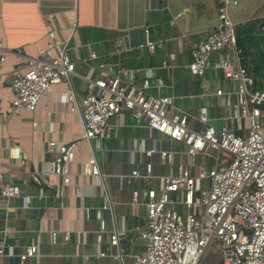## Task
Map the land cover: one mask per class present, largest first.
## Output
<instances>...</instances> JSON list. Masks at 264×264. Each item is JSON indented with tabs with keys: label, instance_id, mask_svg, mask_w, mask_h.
<instances>
[{
	"label": "crops",
	"instance_id": "crops-1",
	"mask_svg": "<svg viewBox=\"0 0 264 264\" xmlns=\"http://www.w3.org/2000/svg\"><path fill=\"white\" fill-rule=\"evenodd\" d=\"M234 1L227 14L233 25H239L246 71L260 73L264 43L255 37V28L264 15V1ZM215 13V0H0V43L7 49L0 61V169L3 179L18 186V194L0 198L4 243L0 264H131L132 254L143 245L136 225L145 213L146 189L155 188L158 175L168 172L170 165L172 169L177 163L187 165L194 172L198 164L207 167L213 161L198 153V161L189 165L180 140L134 122L128 112L120 111L107 120L106 134L76 143L68 182L58 191L60 176L40 170L53 156L46 140L67 141L80 135L76 101L87 90L86 77L117 76L121 84L133 85L146 95H166V112L185 114L190 129L200 128L197 116L203 106L207 123L245 133V119L240 117L241 127L236 128L231 117L235 83L214 66L220 55L231 58L232 49L211 52L201 79L186 69L191 45L207 35ZM46 29L66 41L73 70L49 85L31 112H12L11 73L23 67L25 55L44 45ZM145 40L153 42L151 49ZM144 78L148 83L141 87ZM260 80L264 84V78ZM67 82L71 93L62 96L59 91ZM88 146L98 164L99 184L78 172ZM150 147L154 150L147 153ZM159 149L170 156L161 155ZM223 158L218 162L223 163ZM146 162L148 175L129 174L131 169L143 173ZM34 171L35 180L30 176ZM132 189L136 190L133 201ZM22 195L28 198L25 203ZM177 195L171 194L174 200ZM177 205L172 203L175 209ZM113 230L118 237L109 244ZM30 243L35 245L33 255L19 259L17 254ZM100 250L106 253L98 256ZM212 260L211 264L218 263V253Z\"/></svg>",
	"mask_w": 264,
	"mask_h": 264
},
{
	"label": "built area",
	"instance_id": "built-area-1",
	"mask_svg": "<svg viewBox=\"0 0 264 264\" xmlns=\"http://www.w3.org/2000/svg\"><path fill=\"white\" fill-rule=\"evenodd\" d=\"M215 1V20L207 35L191 45L186 69L190 75L201 79L211 52L225 47L232 49L231 58L220 55L214 66L224 78L235 83L231 117L236 128L241 127L240 117L245 119L244 134L225 125L214 127L207 123L203 106L199 107L197 116L200 128L190 129L185 114L166 112L169 102L166 95H146L133 85L121 84L117 76H103L86 77L87 90L76 101L81 121L80 135L67 141L46 140V149L52 151L53 156L47 160L46 168L40 170L60 176L58 191L68 182L69 163L74 157L76 143H87L94 135L106 134L107 120L120 111L128 112L134 122H142L171 139L180 140L185 145L189 165L194 164L198 153L213 157L206 168L198 164L194 172L187 165L177 163L173 169L170 165L168 172L158 175L156 187L146 189L145 213L136 225L143 245L140 252L132 254L131 264H199L210 246L217 250V264H264V85L251 89L252 78L239 61L233 24L227 14V6L235 1ZM259 29L264 37V15L259 20ZM45 35L44 45L38 47L35 54L25 55L23 67L11 73L9 107L12 112H31L47 87L67 78L73 70L66 41L56 37L52 29H46ZM145 44L149 49L153 47L149 40H145ZM6 52L0 43V61ZM147 83V78L142 79L141 87ZM219 91L215 89L214 93ZM59 93L70 95L68 82ZM34 123L30 118V124ZM207 148L214 153L207 154ZM153 150L150 147L146 152ZM158 151L170 156L163 149ZM221 155L225 162L219 164ZM149 170L150 164L146 162L143 173L131 169L129 174L146 176ZM78 172L91 176L96 184L101 181L90 146L79 162ZM30 176L35 180L36 172H31ZM203 179H206L205 184ZM174 192L178 193L176 200L171 196ZM16 194L18 186L3 179L0 169V198L7 199ZM135 196L136 190L132 189V201ZM27 199L22 195L23 203ZM173 202L179 203L184 211L175 209ZM117 237L118 231H111L108 243L115 244ZM3 246V240H0V252ZM34 251L35 245L27 244L17 257L23 259L33 255ZM105 253L100 250L96 254L102 256Z\"/></svg>",
	"mask_w": 264,
	"mask_h": 264
},
{
	"label": "trees",
	"instance_id": "trees-1",
	"mask_svg": "<svg viewBox=\"0 0 264 264\" xmlns=\"http://www.w3.org/2000/svg\"><path fill=\"white\" fill-rule=\"evenodd\" d=\"M260 20V19H259ZM259 20H258V22H257V24H256V28H255V37L256 38H258V40L262 43H264V37H263V35L261 34V32H260V29H259ZM252 22H243V24L242 25H250ZM238 26L239 25H233V30H234V38H235V47H236V50H237V54H238V57H239V61H240V63L243 65V67H244V69H245V71H246V68H245V64H244V62H243V59H242V49H243V46H242V42H241V33H239V31H238ZM240 34V35H239ZM253 33H251V31H250V37H251V35H252ZM248 35H249V33H248ZM246 73H247V71H246ZM250 76H251V78H252V84L254 85V86H257V87H261L262 85H264L262 82H260L261 80V78H264V69L263 70H261V72L260 73H248Z\"/></svg>",
	"mask_w": 264,
	"mask_h": 264
},
{
	"label": "rangeland",
	"instance_id": "rangeland-1",
	"mask_svg": "<svg viewBox=\"0 0 264 264\" xmlns=\"http://www.w3.org/2000/svg\"><path fill=\"white\" fill-rule=\"evenodd\" d=\"M227 8H228V6H227ZM229 17V16H228ZM210 124V123H209ZM214 127H219V125H213ZM210 149H206V153L207 154H209L210 153ZM194 159L196 160V161H198V155L196 154L195 155V157H194ZM222 162L224 163L225 162V159L223 158V160H222ZM220 164V163H219ZM203 168H206L205 166H203ZM176 208L178 209V210H181V211H184V209H181L180 208V206H176ZM189 211H191V209H188ZM204 257V258H203ZM213 257H217V250L214 248V247H212V246H210V247H208L207 249H206V251L204 252V254H203V256H202V258H201V260H200V262H199V264H211L212 263V259H213Z\"/></svg>",
	"mask_w": 264,
	"mask_h": 264
},
{
	"label": "water",
	"instance_id": "water-1",
	"mask_svg": "<svg viewBox=\"0 0 264 264\" xmlns=\"http://www.w3.org/2000/svg\"><path fill=\"white\" fill-rule=\"evenodd\" d=\"M254 88H256V87H252L251 89H254Z\"/></svg>",
	"mask_w": 264,
	"mask_h": 264
}]
</instances>
